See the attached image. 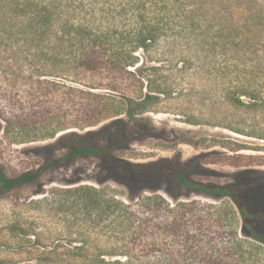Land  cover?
<instances>
[{
  "label": "trees",
  "instance_id": "obj_1",
  "mask_svg": "<svg viewBox=\"0 0 264 264\" xmlns=\"http://www.w3.org/2000/svg\"><path fill=\"white\" fill-rule=\"evenodd\" d=\"M164 41L199 46V60L213 59V71L227 82L225 99L237 110L264 111V0H0L1 77L23 73V67L30 78L40 77L43 65L53 63L59 71H85L108 82L90 87L105 94L86 93L94 103L83 119L87 126L77 128L100 126L59 136L58 143L68 144L63 157L19 176H8L0 164V200L61 164L87 158L99 161L103 177L96 179L98 185L126 189L122 200L107 189L74 190L89 223H104L108 234L82 245L59 241L46 253L55 256L51 262H209L199 243L196 199L204 197L230 200L240 217L239 233L233 230L225 241L221 232L211 247L218 264H264V252L245 250L247 244L264 250V202L254 206L245 198L263 187L264 179L214 185L199 181L192 165L174 169L167 160L131 163L116 156L134 141L157 136L145 114L172 92L162 81L168 66V55L160 53ZM1 121L9 123L0 119V131ZM230 129L245 132L240 126ZM247 135L264 139V130Z\"/></svg>",
  "mask_w": 264,
  "mask_h": 264
},
{
  "label": "rangeland",
  "instance_id": "obj_2",
  "mask_svg": "<svg viewBox=\"0 0 264 264\" xmlns=\"http://www.w3.org/2000/svg\"><path fill=\"white\" fill-rule=\"evenodd\" d=\"M170 42L162 43L160 53L168 55L162 81L172 92L149 105L145 114L155 125L157 136L134 141L117 150L116 156L131 163L167 160L174 169L192 165L199 181L214 185L264 179V139L247 135L264 130V111L235 109L225 99L227 82L213 71V59L199 60V46ZM43 69L46 72L35 78H30L26 67L23 73L15 70L7 78L0 76V119L9 121H1L0 164L8 176L25 174L63 157L68 144L58 143L62 134L72 130L84 133L100 126L79 129L87 126L83 119L91 114L94 103L86 93L105 94L103 89L90 87L96 84L101 88L107 80L85 71L77 74L65 68L62 72L53 63H45ZM239 126L245 129L243 134L230 129ZM254 127L257 130L253 131ZM101 172L97 159L75 160L57 166L36 184L7 193L0 200V262L58 264L50 261L55 256L46 253L59 241H76L73 245H82L87 239L103 241L108 234L105 224L91 225L83 200L73 192L81 187L107 189L106 194L124 199L125 188L95 182L103 177ZM245 198L254 206L264 202V186L251 190ZM196 200L199 243L210 259L199 264H218L211 247L221 232L225 241L233 230L239 233V214L227 199ZM245 250L264 252L249 244Z\"/></svg>",
  "mask_w": 264,
  "mask_h": 264
}]
</instances>
